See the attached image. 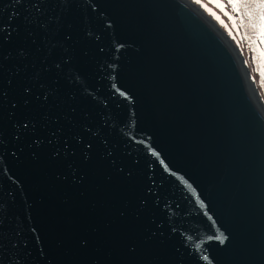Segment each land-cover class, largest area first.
<instances>
[{
	"label": "water",
	"instance_id": "95a60500",
	"mask_svg": "<svg viewBox=\"0 0 264 264\" xmlns=\"http://www.w3.org/2000/svg\"><path fill=\"white\" fill-rule=\"evenodd\" d=\"M0 264H264V106L190 1L0 0Z\"/></svg>",
	"mask_w": 264,
	"mask_h": 264
},
{
	"label": "rangeland",
	"instance_id": "374dc122",
	"mask_svg": "<svg viewBox=\"0 0 264 264\" xmlns=\"http://www.w3.org/2000/svg\"><path fill=\"white\" fill-rule=\"evenodd\" d=\"M230 40L245 69L249 84L264 106V14L248 26L239 15V0H188ZM250 33V36L247 33Z\"/></svg>",
	"mask_w": 264,
	"mask_h": 264
},
{
	"label": "trees",
	"instance_id": "16d2710c",
	"mask_svg": "<svg viewBox=\"0 0 264 264\" xmlns=\"http://www.w3.org/2000/svg\"><path fill=\"white\" fill-rule=\"evenodd\" d=\"M238 9L239 15L244 20V24L248 26L251 19L252 21L259 19V10H261L264 14V3H261L260 0H239ZM247 33L250 36L248 30Z\"/></svg>",
	"mask_w": 264,
	"mask_h": 264
},
{
	"label": "snow or ice",
	"instance_id": "6c2138e0",
	"mask_svg": "<svg viewBox=\"0 0 264 264\" xmlns=\"http://www.w3.org/2000/svg\"><path fill=\"white\" fill-rule=\"evenodd\" d=\"M261 3H264V0H260ZM217 239H221V237H217Z\"/></svg>",
	"mask_w": 264,
	"mask_h": 264
}]
</instances>
